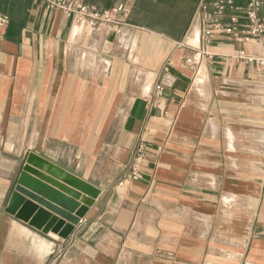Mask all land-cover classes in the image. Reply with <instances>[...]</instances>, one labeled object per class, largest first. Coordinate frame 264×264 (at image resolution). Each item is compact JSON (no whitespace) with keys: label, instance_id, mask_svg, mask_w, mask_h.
Wrapping results in <instances>:
<instances>
[{"label":"crops","instance_id":"crops-1","mask_svg":"<svg viewBox=\"0 0 264 264\" xmlns=\"http://www.w3.org/2000/svg\"><path fill=\"white\" fill-rule=\"evenodd\" d=\"M150 1L154 26L108 0L129 8L120 33L78 34L61 10L0 0V264H264V78L228 56L259 48L219 37L195 74L202 0ZM30 152L101 191L61 241L6 212Z\"/></svg>","mask_w":264,"mask_h":264},{"label":"built area","instance_id":"built-area-1","mask_svg":"<svg viewBox=\"0 0 264 264\" xmlns=\"http://www.w3.org/2000/svg\"><path fill=\"white\" fill-rule=\"evenodd\" d=\"M46 7L61 10L70 18L79 34L94 32L100 28L106 31L120 33V25L129 15V8L120 4L109 9H100L96 5L87 4L82 0H37ZM239 0H202L199 7V45L194 54L186 58V64L194 72L198 73L202 64L212 60L217 52L213 51V43L219 37L249 42L258 46L259 52L248 54L243 49H237L229 57L240 60L245 64L254 65L260 76L264 78V0H243L245 6L238 3ZM243 13V20L241 14ZM10 25V17L0 12V36ZM189 44V43H188ZM169 63L166 70L169 69ZM163 87L158 84L151 93V98L159 97ZM144 158V152L138 148L131 164L128 180L140 178V170L137 165Z\"/></svg>","mask_w":264,"mask_h":264},{"label":"water","instance_id":"water-1","mask_svg":"<svg viewBox=\"0 0 264 264\" xmlns=\"http://www.w3.org/2000/svg\"><path fill=\"white\" fill-rule=\"evenodd\" d=\"M47 175L63 181L77 192L62 186ZM100 194V189L93 184L37 153L30 152L16 180L6 212L61 241L70 236Z\"/></svg>","mask_w":264,"mask_h":264},{"label":"trees","instance_id":"trees-1","mask_svg":"<svg viewBox=\"0 0 264 264\" xmlns=\"http://www.w3.org/2000/svg\"><path fill=\"white\" fill-rule=\"evenodd\" d=\"M85 1L86 2H89V1L96 2L98 4L96 6L98 8H100V9H109V8L114 7V6L107 7V6L104 5V4L108 3V0H85ZM156 1L160 2V3H162V4H164L165 6H168V7H171L173 4L176 3V0H156ZM150 3H151L150 0H136L135 7H134L133 11H131V13L129 15V18H128V21L130 23L138 24V25H140V23H141V24H144V25H147V26H154L155 25V20L151 19L150 16H148V14H146V13L143 14L142 10H141L142 7L140 6V5H144V6L147 7L148 5H150ZM6 15H8V14H6ZM166 33H168L170 35H174L175 34L174 32H166Z\"/></svg>","mask_w":264,"mask_h":264},{"label":"rangeland","instance_id":"rangeland-1","mask_svg":"<svg viewBox=\"0 0 264 264\" xmlns=\"http://www.w3.org/2000/svg\"><path fill=\"white\" fill-rule=\"evenodd\" d=\"M104 30H101L98 34H103L104 35ZM190 41V40H189ZM188 41V42H189ZM191 42V41H190ZM191 44H193V45H195V46H198V44L197 43H191ZM85 54L86 53H89V52H84ZM92 53H95V52H92ZM203 66V65H202ZM196 74V73H195ZM195 76V75H194ZM205 82H206V80H205ZM205 82H203L202 83V86L200 87V95H202V93H203V89H204V85H205ZM197 97H195V100L197 101V102H199V103H203V98H202V101L200 100V97H199V95H196ZM200 100V101H199ZM246 150H249L248 148H246ZM227 204H228V210H229V213L230 214H232V213H234V211H235V208H234V202L232 201V200H228L227 201Z\"/></svg>","mask_w":264,"mask_h":264},{"label":"bare ground","instance_id":"bare-ground-1","mask_svg":"<svg viewBox=\"0 0 264 264\" xmlns=\"http://www.w3.org/2000/svg\"><path fill=\"white\" fill-rule=\"evenodd\" d=\"M76 30H77V29H76ZM77 31H78V30H77ZM77 33H78V32H75V37L77 36ZM78 34H79V33H78ZM192 40H193V39H192ZM193 43H194V42H193ZM203 70H204V69H203Z\"/></svg>","mask_w":264,"mask_h":264}]
</instances>
